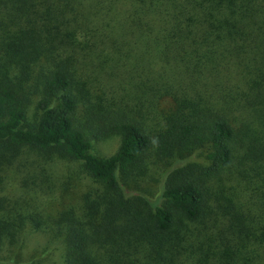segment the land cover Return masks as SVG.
Masks as SVG:
<instances>
[{"label": "trees", "instance_id": "trees-1", "mask_svg": "<svg viewBox=\"0 0 264 264\" xmlns=\"http://www.w3.org/2000/svg\"><path fill=\"white\" fill-rule=\"evenodd\" d=\"M150 123L177 165L149 195ZM56 160L78 210L40 202ZM0 264H264V0H0Z\"/></svg>", "mask_w": 264, "mask_h": 264}, {"label": "rangeland", "instance_id": "rangeland-1", "mask_svg": "<svg viewBox=\"0 0 264 264\" xmlns=\"http://www.w3.org/2000/svg\"><path fill=\"white\" fill-rule=\"evenodd\" d=\"M97 95V94H94ZM151 131V148L144 161L137 168L134 178L139 191L147 194L156 193L164 182L166 175L177 165L176 154L169 153L164 142L168 139L162 128H156L153 123ZM120 145V138L112 136L106 140L95 143L94 152L102 157L113 155ZM185 161V160H184ZM180 165H202L204 166L205 154L199 152L188 158ZM48 173L52 177V191L45 189L40 193V202L49 213L56 214L65 209L78 210L82 206L84 195L95 188L94 181L82 172L77 164L68 161L56 160L52 165L47 164ZM20 183V180L18 181ZM12 186L9 189L14 190ZM134 191L137 189L134 188ZM35 194V192H33ZM25 257H33L31 260H44L46 258H57L63 252V245L55 238H49L44 233L25 236ZM48 260V259H47Z\"/></svg>", "mask_w": 264, "mask_h": 264}]
</instances>
